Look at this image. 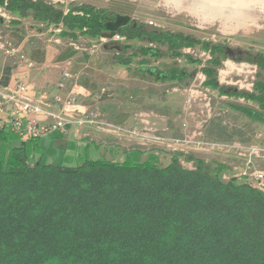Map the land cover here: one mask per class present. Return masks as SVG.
Listing matches in <instances>:
<instances>
[{
	"label": "trees",
	"instance_id": "1",
	"mask_svg": "<svg viewBox=\"0 0 264 264\" xmlns=\"http://www.w3.org/2000/svg\"><path fill=\"white\" fill-rule=\"evenodd\" d=\"M0 8L46 28L60 27L59 36L73 41L113 34L147 38L154 46L132 53L114 42L116 62L131 68L141 57L138 72L155 81L183 83L196 71L149 62L164 55L183 57L201 66L207 88L255 103L256 108L232 106L264 124L261 74L252 90L223 84L218 77L228 59L264 70L262 52L133 19L113 30L118 13L89 3L0 0ZM21 19L11 23L19 26ZM196 46L210 58L203 62L184 52ZM10 137L11 132L0 131V142ZM36 139L10 147L0 159V264H264V191L248 180H224L223 164L196 158L185 165L179 154L161 166L153 153L144 160L86 157L74 167L41 159L30 164L27 145Z\"/></svg>",
	"mask_w": 264,
	"mask_h": 264
},
{
	"label": "rangeland",
	"instance_id": "2",
	"mask_svg": "<svg viewBox=\"0 0 264 264\" xmlns=\"http://www.w3.org/2000/svg\"><path fill=\"white\" fill-rule=\"evenodd\" d=\"M50 1L89 3L113 10L119 15L118 21L110 25L113 30L133 19L153 28L179 31L202 40L264 53V5L254 0L247 7L241 4L238 7L230 0ZM13 19L21 17L0 8V57H8L12 61L9 60L10 66L32 67L29 51L19 45L23 41L31 46L41 41L42 46L51 44L52 48L71 54L75 66L86 75L83 79L95 88V92L87 97L91 104L84 110L85 116L95 115L100 121L98 125L82 127L81 131L87 127L92 129L84 130L80 146H74V153L66 158L65 151L45 156L41 150L27 145L30 164L38 158L58 165H77L86 157L123 161L127 156H137L144 160L153 153L158 155L160 165L165 166L174 155L180 154L185 165H192L196 158L213 166L223 164L222 178L226 181H249V174L264 173V124L251 120L232 106L256 108L257 105L240 98L220 96L217 91L207 88L203 84L205 76L200 71L201 66L189 64L183 57L149 58L151 65L160 68L176 65L190 72L196 71L192 80L183 83L155 81L136 70L141 57L133 60L131 68L119 65L114 57L119 50L114 42L123 44L132 53L154 46L147 38L124 36L122 40H116L117 34H113L73 41L59 36L60 27L46 28L31 17L21 19L22 24L14 26ZM37 28H42L43 32H38ZM4 45L18 49V52L10 56ZM161 49L167 50L165 46ZM184 52L203 62L210 58L200 46L184 49ZM218 77L223 84L252 90L258 77L264 79V70L247 62L228 59L219 67ZM119 113L128 115L127 122L114 121ZM18 141L11 136L9 142L18 144ZM9 142H0V159L6 157ZM261 187L264 191V185Z\"/></svg>",
	"mask_w": 264,
	"mask_h": 264
},
{
	"label": "crops",
	"instance_id": "3",
	"mask_svg": "<svg viewBox=\"0 0 264 264\" xmlns=\"http://www.w3.org/2000/svg\"><path fill=\"white\" fill-rule=\"evenodd\" d=\"M19 45L22 47L25 46L29 51L28 57L33 66L31 65L32 67H27L23 65L25 68L23 66L17 68L12 65V67L10 66V59H8V57H0V91H6L9 88H13L18 85H26V94L31 99H36L45 91L49 93L51 98L58 93L63 96H67L69 93H74L78 98V102L80 103L82 110L89 107L91 100H88L87 97L90 96L91 93L95 92V88L87 80L83 79L86 78V75L83 73L84 71L82 69L75 66L74 57L71 56V54L65 53L61 49L52 48L51 44L50 46L46 45V47L42 46L41 41L36 42L33 46H31L29 42L26 43L25 41L20 42ZM65 71H69L72 77L64 79ZM79 78L83 81L79 80ZM61 81L65 82V87L59 89L57 85ZM7 107L8 108L3 109L2 111L3 116L9 114L8 111H11L12 104ZM53 110L58 111L59 106L54 104ZM127 116L128 115H126V113H119L114 118V121L127 122L129 119ZM40 119L43 120V122L48 121L45 116H41ZM81 129L82 127L68 125L66 131H56L53 134L39 137L36 139V142L28 145L36 148L38 151L41 150V153L43 152L45 156L56 155L60 150H62V152L65 151L66 158L74 153V146L75 148L80 146V138L82 134L87 130L92 129V127H87V129L84 128L86 131H81ZM11 136H15L19 141L18 144L10 142V146L7 147V150H9L10 147L21 146L24 142L23 139L16 133L11 132ZM37 150L36 153H38ZM38 159L42 160V158ZM50 163L53 162L50 161ZM59 165L70 167L76 166V164L70 165L67 163H61Z\"/></svg>",
	"mask_w": 264,
	"mask_h": 264
},
{
	"label": "built area",
	"instance_id": "4",
	"mask_svg": "<svg viewBox=\"0 0 264 264\" xmlns=\"http://www.w3.org/2000/svg\"><path fill=\"white\" fill-rule=\"evenodd\" d=\"M123 38V35L114 37L116 40ZM17 50L14 47L6 48V52L10 56L18 52ZM21 57L23 58V55ZM71 77L69 71L64 72V79ZM57 86L62 89L65 87V82L61 81ZM26 92V85H18L6 91H0V131L6 130L18 134L22 139H29L50 135L56 131H66L68 125L83 127L87 124L98 125L100 123L95 115L93 117L85 116L86 112L81 109L74 93H69L67 96L58 93L51 98L49 93L45 91L36 99H31ZM11 104V111L3 116V109L8 108L7 106ZM54 104L59 106L58 111L53 110ZM41 116L47 117L48 121L43 122L40 119ZM249 177V182L263 191L261 185H264L262 182L264 173L255 171L249 174Z\"/></svg>",
	"mask_w": 264,
	"mask_h": 264
},
{
	"label": "bare ground",
	"instance_id": "5",
	"mask_svg": "<svg viewBox=\"0 0 264 264\" xmlns=\"http://www.w3.org/2000/svg\"><path fill=\"white\" fill-rule=\"evenodd\" d=\"M224 1V0H223ZM221 1V2H223ZM229 1V0H228ZM231 2L235 3V5H243V6H248L249 3L251 2V5H252V0H230ZM254 2H258V3H261L264 5V0H254ZM235 5H232V6H235ZM240 5V6H241ZM231 6V5H230ZM239 7V6H238ZM263 10V9H262ZM235 11V10H234ZM247 16V15H246Z\"/></svg>",
	"mask_w": 264,
	"mask_h": 264
}]
</instances>
